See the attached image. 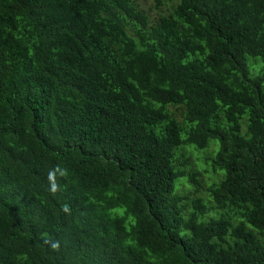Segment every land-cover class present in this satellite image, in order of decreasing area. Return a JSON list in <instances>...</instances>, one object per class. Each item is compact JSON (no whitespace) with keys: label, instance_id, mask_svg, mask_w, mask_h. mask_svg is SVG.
<instances>
[{"label":"trees","instance_id":"16d2710c","mask_svg":"<svg viewBox=\"0 0 264 264\" xmlns=\"http://www.w3.org/2000/svg\"><path fill=\"white\" fill-rule=\"evenodd\" d=\"M153 1L0 0V264H264V0Z\"/></svg>","mask_w":264,"mask_h":264},{"label":"rangeland","instance_id":"374dc122","mask_svg":"<svg viewBox=\"0 0 264 264\" xmlns=\"http://www.w3.org/2000/svg\"><path fill=\"white\" fill-rule=\"evenodd\" d=\"M138 4L139 7L148 15L150 20H155L159 14H166L167 10L169 9V5L168 4H163L161 6H156L155 2L153 0H135ZM246 63L247 65H249L248 67V74L250 77L254 76L257 74L258 70H262L264 71V61H261L258 58H246ZM179 118V115H178ZM180 138L183 139L184 135L181 134ZM209 146H213L214 147V152L216 149V143L212 142V141H208ZM191 148H193L191 146ZM203 150H195V152H191L189 151L188 153H185L184 156H182V158H180L181 160H183L184 165L181 167L182 170H185L187 167V169H194L196 172H198V177L197 180L199 181L198 185L201 189H204L208 184H210L212 181L210 180V177L207 176V174L205 175L203 172V168H205V165L203 163V154H207L209 153V155L212 154L213 149L209 148L207 149L204 153H198V152H202ZM213 152V153H214ZM205 156V157H206ZM207 163L210 165V161L209 159L207 160ZM211 168V167H210ZM186 179L183 178H178V179H174L173 181V185H175V189L177 187L180 186V183L182 181H185ZM179 193L185 196L190 197L191 195L189 194V190L188 188H186V186L184 184H182L180 186V188L178 189ZM199 196H202L204 198V193H199L197 194ZM213 216H215V212H212ZM197 221H204V219L201 216H197ZM125 228L127 229L128 227H130L132 225V220L127 218L125 220Z\"/></svg>","mask_w":264,"mask_h":264},{"label":"clouds","instance_id":"9594fccd","mask_svg":"<svg viewBox=\"0 0 264 264\" xmlns=\"http://www.w3.org/2000/svg\"><path fill=\"white\" fill-rule=\"evenodd\" d=\"M56 171H59L62 176L66 174V170H62L60 168H57ZM54 174L55 173H49V179H51ZM56 189H57V186L55 184H53L52 191H56ZM63 210L65 212H69L70 211V209L67 206H65Z\"/></svg>","mask_w":264,"mask_h":264}]
</instances>
